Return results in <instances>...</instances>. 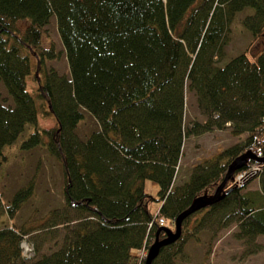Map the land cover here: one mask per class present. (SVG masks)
Segmentation results:
<instances>
[{
    "label": "trees",
    "instance_id": "16d2710c",
    "mask_svg": "<svg viewBox=\"0 0 264 264\" xmlns=\"http://www.w3.org/2000/svg\"><path fill=\"white\" fill-rule=\"evenodd\" d=\"M246 9L242 23L257 42L264 36V0H0V81L7 92L0 90V163L8 158L4 148L30 124L20 148L46 146L64 174V205L52 208L44 224L67 228L55 248L36 252L30 241L24 253L31 229L14 218L35 181L7 200L0 191V216L9 218L0 227V264H145L151 242L166 236L160 227L174 229L194 198L212 194L233 158L247 150L264 155V44L219 63L233 16ZM53 14L69 76L47 64L60 54L54 40L45 43ZM187 91L205 120L185 125ZM84 110L98 126L80 135ZM43 111L54 126L40 125ZM226 126L247 135L176 182L184 139ZM252 166L257 173L241 184L230 178L223 198L184 217L180 236L162 245L151 264H174L201 230L210 232L211 243L203 263L230 223L248 244L264 234V161L248 158L232 176ZM251 178L257 188H246ZM146 179L157 182L156 194L146 190Z\"/></svg>",
    "mask_w": 264,
    "mask_h": 264
},
{
    "label": "rangeland",
    "instance_id": "374dc122",
    "mask_svg": "<svg viewBox=\"0 0 264 264\" xmlns=\"http://www.w3.org/2000/svg\"><path fill=\"white\" fill-rule=\"evenodd\" d=\"M249 10L237 12L230 23L228 41L224 46V56L219 62L224 63L231 56L249 49L255 51L264 44V36L255 42L251 32L242 23V18ZM48 36L45 35V43L52 39L60 51L58 58L47 61L48 66H53L59 73L69 76V67L60 40L56 16L50 17L46 25ZM251 55L249 52H247ZM28 87L33 90L36 82L32 76L28 77ZM0 90L3 95H7L3 83L0 81ZM46 109V103L42 104ZM85 118L77 127L80 135H85L98 126L95 118L87 110H84ZM197 105L196 96L193 92L187 91L185 94L184 123L190 125L192 121L205 120ZM39 123L48 128L55 125L54 117L43 111L39 114ZM32 129L30 124L25 128L21 136L11 146H6L4 151L7 160L0 163V191L3 199L7 200L12 193L20 186L26 184L30 178L35 181L34 193L31 198L22 206L17 216L14 218L17 225H25L31 229L25 241L28 244L33 242L36 252L49 251L56 247L55 243L60 242L67 231L66 225H55L47 228L44 224V217L55 207L61 208L64 205L63 186L64 174L61 162L54 157L46 146H35L30 149H21L19 144L22 138ZM247 133L237 137L231 133L230 126L223 128L213 127L208 132L200 135L191 134L183 141L182 155L179 159L176 182L185 180L191 172L193 165L206 157L212 156L218 150L231 145L244 138ZM234 179V176L231 177ZM258 179L251 178L246 188H257ZM145 188L152 194L157 193L158 184L150 179L145 180ZM153 209L159 206L158 201L151 203ZM200 213H197V216ZM9 221L6 215L0 216V227ZM171 225L170 221L166 223ZM191 224V223H190ZM72 225V223H70ZM172 226V225H171ZM174 226V225H173ZM172 226V227H173ZM236 224L230 223L228 226L220 228L216 237L213 238L211 252L205 263L201 261L210 246V232L199 231L200 240L188 239L184 246L183 254L179 256L174 264H264V234L255 238L253 244L243 242L235 235ZM253 251H249L250 249ZM26 249V246H25ZM146 253V252H145Z\"/></svg>",
    "mask_w": 264,
    "mask_h": 264
},
{
    "label": "water",
    "instance_id": "95a60500",
    "mask_svg": "<svg viewBox=\"0 0 264 264\" xmlns=\"http://www.w3.org/2000/svg\"><path fill=\"white\" fill-rule=\"evenodd\" d=\"M248 158H254L258 161H264V155L258 156L252 150H247L237 155L233 160L229 163L227 171L222 179V181L218 184L215 191L212 194H202L194 198L192 203L183 210L174 220V229L169 228L168 226H161L160 229L166 231V236L164 238H159L158 236L151 242L148 247L147 253L145 255V264H151L152 260L157 256L160 247L164 244H168L177 239L182 231V221L184 217L192 213L193 211L211 205L221 198H223L226 193L229 191V188H225L227 181L232 177L233 172L240 168Z\"/></svg>",
    "mask_w": 264,
    "mask_h": 264
},
{
    "label": "built area",
    "instance_id": "2783aa9c",
    "mask_svg": "<svg viewBox=\"0 0 264 264\" xmlns=\"http://www.w3.org/2000/svg\"><path fill=\"white\" fill-rule=\"evenodd\" d=\"M258 171V166H252L249 169H245L241 172H239L238 174H236L234 176L233 182L236 184H241L243 183L247 178H249L250 176L254 175L255 173H257ZM159 223L160 224H164V219L163 217L159 218ZM26 246V249H25ZM22 247L24 250V253H29L32 249V246L30 244H28L26 241L22 242Z\"/></svg>",
    "mask_w": 264,
    "mask_h": 264
},
{
    "label": "crops",
    "instance_id": "0c3cea01",
    "mask_svg": "<svg viewBox=\"0 0 264 264\" xmlns=\"http://www.w3.org/2000/svg\"><path fill=\"white\" fill-rule=\"evenodd\" d=\"M201 261H202V258H201Z\"/></svg>",
    "mask_w": 264,
    "mask_h": 264
}]
</instances>
